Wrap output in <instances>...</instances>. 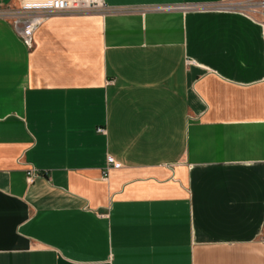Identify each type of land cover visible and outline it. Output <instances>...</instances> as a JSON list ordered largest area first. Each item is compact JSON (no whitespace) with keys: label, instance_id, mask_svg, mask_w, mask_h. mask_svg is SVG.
<instances>
[{"label":"crops","instance_id":"0c3cea01","mask_svg":"<svg viewBox=\"0 0 264 264\" xmlns=\"http://www.w3.org/2000/svg\"><path fill=\"white\" fill-rule=\"evenodd\" d=\"M101 1L0 0V264H264V14Z\"/></svg>","mask_w":264,"mask_h":264},{"label":"built area","instance_id":"2783aa9c","mask_svg":"<svg viewBox=\"0 0 264 264\" xmlns=\"http://www.w3.org/2000/svg\"><path fill=\"white\" fill-rule=\"evenodd\" d=\"M40 4L36 7L29 9L23 6L22 0H18L20 4V16H18L14 21L13 25L18 33L20 39L26 47H31L32 36L34 30L38 25V20L32 24L33 20L26 18V13H69V14H79L86 12L97 11L103 7L101 0H38ZM259 7L264 14V0L260 2ZM99 133L104 132L103 129H97ZM111 163V161H109ZM114 167L118 165L112 163ZM35 177L34 173L31 171L28 173V179L31 181Z\"/></svg>","mask_w":264,"mask_h":264},{"label":"rangeland","instance_id":"374dc122","mask_svg":"<svg viewBox=\"0 0 264 264\" xmlns=\"http://www.w3.org/2000/svg\"><path fill=\"white\" fill-rule=\"evenodd\" d=\"M260 2L262 0H242V5L251 13H256L257 15H261L262 11L259 7ZM20 4L17 9H14L16 11H12L11 16V21L13 22L18 16H20ZM256 9V10H255ZM29 13H26V18H29ZM29 20H31L29 18Z\"/></svg>","mask_w":264,"mask_h":264},{"label":"bare ground","instance_id":"6f19581e","mask_svg":"<svg viewBox=\"0 0 264 264\" xmlns=\"http://www.w3.org/2000/svg\"><path fill=\"white\" fill-rule=\"evenodd\" d=\"M22 4L26 8L32 9V8L36 7L37 5H39L40 1H38V0H22ZM35 22H37V19L33 20L32 24H34Z\"/></svg>","mask_w":264,"mask_h":264}]
</instances>
